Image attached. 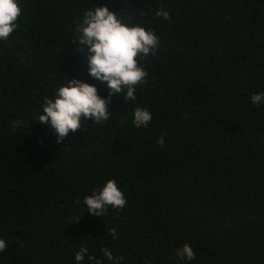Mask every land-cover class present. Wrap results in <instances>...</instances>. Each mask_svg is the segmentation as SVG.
I'll return each mask as SVG.
<instances>
[{
    "label": "trees",
    "instance_id": "16d2710c",
    "mask_svg": "<svg viewBox=\"0 0 264 264\" xmlns=\"http://www.w3.org/2000/svg\"><path fill=\"white\" fill-rule=\"evenodd\" d=\"M18 4L0 41V264H76L81 247L82 264H113L104 247L120 264H264V103L250 100L264 92V0ZM93 6L154 31L159 47L139 58L135 101L112 96L108 120L57 143L38 117L64 77L108 96L73 41ZM136 107L152 113L146 127L133 126ZM110 179L127 203L96 217L83 199ZM185 243L192 261L175 255Z\"/></svg>",
    "mask_w": 264,
    "mask_h": 264
},
{
    "label": "clouds",
    "instance_id": "9594fccd",
    "mask_svg": "<svg viewBox=\"0 0 264 264\" xmlns=\"http://www.w3.org/2000/svg\"><path fill=\"white\" fill-rule=\"evenodd\" d=\"M21 14L22 9L18 0H0V41H6L16 30ZM154 15L171 20L169 12L163 8L155 11ZM75 31L78 36L73 41L86 46L89 53L88 75L98 81L106 82L108 96L103 98L99 96L94 85L76 78L66 81L64 77V83L54 90L52 98H44L42 114L38 117L40 123L54 130L57 143H61L69 132L74 133L81 129L89 119L95 124H103L108 120L111 115L108 104L112 96L120 95L125 101H135L136 86L147 83V72L139 66V58L154 54L160 43L154 31L124 23L123 17L110 11L106 6H93L85 10ZM250 100L254 105L264 103V92L253 94ZM151 120L152 113L148 109L135 108L134 127H146ZM157 143L161 147L165 146L163 136L157 140ZM126 203L124 194L112 179L83 199L87 212L96 217H101L109 206L113 209H123ZM108 233L113 239L118 238L115 228L108 229ZM6 247V242L0 239V252ZM101 252L113 264H120L123 259L114 258L107 247L102 248ZM87 253L88 248L81 247L74 256L76 264H82ZM175 255L181 260L195 259V253L187 243L176 249ZM94 259L93 256H88L89 261ZM96 264H101V261H96Z\"/></svg>",
    "mask_w": 264,
    "mask_h": 264
}]
</instances>
